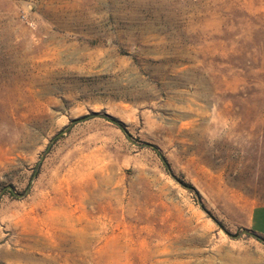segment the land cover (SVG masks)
Wrapping results in <instances>:
<instances>
[{
	"label": "rangeland",
	"instance_id": "obj_1",
	"mask_svg": "<svg viewBox=\"0 0 264 264\" xmlns=\"http://www.w3.org/2000/svg\"><path fill=\"white\" fill-rule=\"evenodd\" d=\"M258 204L264 0H0V264H264Z\"/></svg>",
	"mask_w": 264,
	"mask_h": 264
},
{
	"label": "trees",
	"instance_id": "obj_2",
	"mask_svg": "<svg viewBox=\"0 0 264 264\" xmlns=\"http://www.w3.org/2000/svg\"><path fill=\"white\" fill-rule=\"evenodd\" d=\"M113 121L120 127L122 128L123 130H126L125 127H124V124L117 120V119H113ZM142 144L146 145L147 147H149L150 149H152L158 156L159 158L162 160V162L165 164L166 168L169 170L168 168V165H167V159L166 157L163 155L162 151L159 149V147H157L156 145L152 144V143H149V142H145V141H142L141 142ZM178 180L181 182V184H183L185 187L189 188L191 191H193L196 196H199V193L198 191L195 189V187L193 185H191V183L189 182H185L183 179L179 178L178 177ZM203 207V205H202ZM204 208V207H203ZM255 238H257L259 241L263 242L264 243V236H261V235H257L254 236Z\"/></svg>",
	"mask_w": 264,
	"mask_h": 264
},
{
	"label": "crops",
	"instance_id": "obj_3",
	"mask_svg": "<svg viewBox=\"0 0 264 264\" xmlns=\"http://www.w3.org/2000/svg\"><path fill=\"white\" fill-rule=\"evenodd\" d=\"M258 208H260V209H261V212L263 213V211H264V210H263V209H264V204H258V205H255V206L252 208V210H251V212H250V216H249L248 227H249V229H250L252 232H254L255 234L260 235V234H258L256 231L252 230V228H251V226L253 225V215H254L255 211H256ZM263 215H264V213H263Z\"/></svg>",
	"mask_w": 264,
	"mask_h": 264
},
{
	"label": "water",
	"instance_id": "obj_4",
	"mask_svg": "<svg viewBox=\"0 0 264 264\" xmlns=\"http://www.w3.org/2000/svg\"><path fill=\"white\" fill-rule=\"evenodd\" d=\"M252 235H253V236H256V234H255V233H252Z\"/></svg>",
	"mask_w": 264,
	"mask_h": 264
}]
</instances>
